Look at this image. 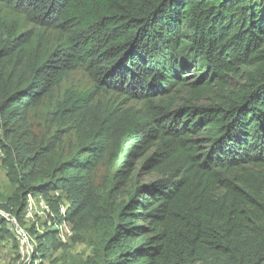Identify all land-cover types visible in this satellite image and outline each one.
Masks as SVG:
<instances>
[{"label": "trees", "instance_id": "1", "mask_svg": "<svg viewBox=\"0 0 264 264\" xmlns=\"http://www.w3.org/2000/svg\"><path fill=\"white\" fill-rule=\"evenodd\" d=\"M79 4L0 0V67L29 63L0 102L3 125L80 65L101 91L142 106L114 144L113 133L92 139L86 157L58 162L53 140L35 148L18 136L17 189L2 207L19 217L30 195L64 187L73 204L60 214L76 225L95 195L84 178L110 143L114 186L132 188L89 264H264V0H120L92 25ZM26 22L66 39L33 50L42 35L21 33ZM6 224L0 214V238Z\"/></svg>", "mask_w": 264, "mask_h": 264}, {"label": "rangeland", "instance_id": "2", "mask_svg": "<svg viewBox=\"0 0 264 264\" xmlns=\"http://www.w3.org/2000/svg\"><path fill=\"white\" fill-rule=\"evenodd\" d=\"M117 4H120V0H80L83 23L92 25L111 5L114 8ZM30 30L42 35L40 39L37 38L33 48L39 52L51 43L66 39L62 33L30 22L23 25L21 33ZM87 40L89 45L95 42L92 47L96 48V37L89 36ZM28 68L29 63L23 58L0 67V102L4 99L3 95L15 91L16 87L25 83ZM217 90L218 88L213 89L214 93ZM208 97L210 96L205 95L203 102H207ZM141 106L140 102L128 101L125 97L101 91L95 86L86 67L80 65L63 77L52 93L45 96L39 104L24 110L15 124L6 127L3 125L5 120L0 118V152L3 154L0 210L7 211L2 205L17 189L9 176V163L15 162L12 149L18 136H24L23 140H27L35 148L53 140L58 162L86 157L85 152L88 150L83 148L92 139L97 140L113 133V137L107 142L114 144L123 129V120L135 115L134 111ZM112 144L107 145L108 150L84 178V182L95 195L92 196L88 209L75 217L77 224L62 219V215L73 204L67 188L51 190L48 195L32 196L26 209L16 217L19 225L30 236L29 247L21 249L12 225L7 223L6 231L0 238V264H89L88 260L94 256L95 248L102 244L110 230L108 227L114 207L131 187H127L124 182L116 184L117 188L114 186L115 167L110 155ZM153 178L151 175L143 176L145 181ZM60 218L62 223L57 225ZM44 243L49 244L48 248Z\"/></svg>", "mask_w": 264, "mask_h": 264}, {"label": "built area", "instance_id": "3", "mask_svg": "<svg viewBox=\"0 0 264 264\" xmlns=\"http://www.w3.org/2000/svg\"><path fill=\"white\" fill-rule=\"evenodd\" d=\"M2 156L3 154L0 152V171H1V163H2ZM32 198V195L29 196V199ZM29 202V200H28ZM0 214L2 217L6 220L8 224L12 225V229L16 233V236L18 237L20 241V247L22 250H25L29 247L30 243V236H28L27 231L19 225L16 216H14L12 213L7 212L5 210H0Z\"/></svg>", "mask_w": 264, "mask_h": 264}]
</instances>
